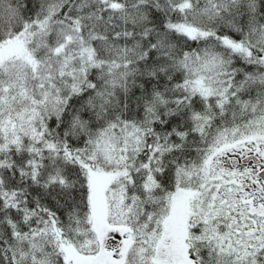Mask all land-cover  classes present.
Segmentation results:
<instances>
[{
    "label": "snow or ice",
    "instance_id": "obj_1",
    "mask_svg": "<svg viewBox=\"0 0 264 264\" xmlns=\"http://www.w3.org/2000/svg\"><path fill=\"white\" fill-rule=\"evenodd\" d=\"M0 264H264V0H0Z\"/></svg>",
    "mask_w": 264,
    "mask_h": 264
}]
</instances>
